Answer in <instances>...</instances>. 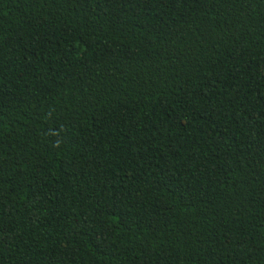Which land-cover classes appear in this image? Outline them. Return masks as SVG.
Masks as SVG:
<instances>
[{
  "label": "trees",
  "instance_id": "16d2710c",
  "mask_svg": "<svg viewBox=\"0 0 264 264\" xmlns=\"http://www.w3.org/2000/svg\"><path fill=\"white\" fill-rule=\"evenodd\" d=\"M0 264H264V0H0Z\"/></svg>",
  "mask_w": 264,
  "mask_h": 264
}]
</instances>
